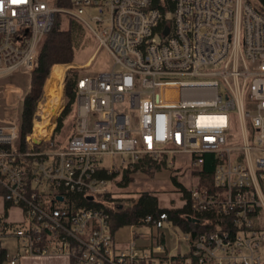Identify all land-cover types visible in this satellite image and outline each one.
<instances>
[{
    "label": "built area",
    "instance_id": "2783aa9c",
    "mask_svg": "<svg viewBox=\"0 0 264 264\" xmlns=\"http://www.w3.org/2000/svg\"><path fill=\"white\" fill-rule=\"evenodd\" d=\"M70 3L0 0V229L15 240L5 264L25 255H63L70 264H264V0ZM59 12L82 21L114 63L77 77L62 145L50 142L62 89L35 135L51 109L45 83L21 140L26 89L10 76L33 68ZM205 153L214 160L209 172ZM106 156L117 162L106 166ZM145 157L187 176L186 217L201 230L181 229L160 210L123 224L129 238L116 240L110 211L118 203H105L114 173Z\"/></svg>",
    "mask_w": 264,
    "mask_h": 264
},
{
    "label": "trees",
    "instance_id": "16d2710c",
    "mask_svg": "<svg viewBox=\"0 0 264 264\" xmlns=\"http://www.w3.org/2000/svg\"><path fill=\"white\" fill-rule=\"evenodd\" d=\"M167 2V0H164ZM54 4L59 7L69 8L70 0H54ZM153 4L161 6L162 0H153ZM167 4V3H166ZM74 57V35L73 26L62 28L59 22L54 20L51 29L46 32L35 52V60L33 68L29 71L26 83V90L21 100L20 113H19V132L20 139L23 140L25 135L31 131L32 113L36 106V102L40 99L43 93V84L45 83V92L51 80L53 71V63H67L71 62ZM52 66V67H51ZM79 68L72 67L67 71L64 80V108L56 119V125L52 131L50 142L53 145H62L71 132V120L73 117V110L75 106V86L78 77ZM51 73V74H50ZM50 75V76H49ZM49 142V141H48ZM204 169L209 172L213 167V157L211 153L204 155ZM163 163L151 160L149 157L141 159L139 162L133 164V167H124L122 170L123 183L132 180L129 176V171H136L141 167L142 171L148 175L153 176ZM117 173H114L116 175ZM173 185L183 193L184 203L180 207H158V199L148 193L142 192L130 205H122L119 203L115 210H111L112 224L114 227L123 225L136 220L137 217L143 216L148 213L157 214L160 210H165L168 213L169 219L177 224L181 229H192L193 231L201 230L202 227L199 223L189 220L186 215L189 214V204L187 190L182 184L171 176ZM6 259V249L0 246V264Z\"/></svg>",
    "mask_w": 264,
    "mask_h": 264
},
{
    "label": "rangeland",
    "instance_id": "374dc122",
    "mask_svg": "<svg viewBox=\"0 0 264 264\" xmlns=\"http://www.w3.org/2000/svg\"><path fill=\"white\" fill-rule=\"evenodd\" d=\"M54 20L59 22V26L62 28L73 26V35H74V57L71 62L67 63H53L61 64L67 66L66 70L69 68L76 67L79 68L78 76L81 74H98L102 72H108L111 70L114 58L112 55L103 47L98 48V44L94 34L84 25L82 21H80L77 17L69 14V13H55ZM93 54L91 61L87 67H83L82 64ZM78 65H81L80 67ZM51 66V67H52ZM55 66V65H54ZM65 71V70H64ZM67 71L63 75L65 77ZM27 72H20L11 75V79L14 82L25 86L28 79ZM51 74V73H50ZM50 76V75H49ZM64 77L62 80H64ZM48 79V77H47ZM46 79V80H47ZM11 81V80H10ZM46 83V82H45ZM53 83L50 80L48 87ZM54 84V83H53ZM52 84V85H53ZM62 81V91H64ZM44 85V84H43ZM50 86V88L52 87ZM45 87V85H44ZM45 89V88H44ZM48 89V88H47ZM50 90V89H49ZM48 93L49 91L46 90ZM55 90H51L49 95L52 96ZM46 95V94H45ZM55 102V100H52ZM51 102V101H49ZM65 102V98H64ZM51 104V103H50ZM49 109L47 107L45 110ZM52 109L48 110L45 115L51 114ZM54 111V110H53ZM47 114V115H48ZM187 157V156H186ZM186 157H184L186 159ZM112 160L117 162V158L110 159V157L106 156L103 159V163L108 166L112 163ZM119 172L117 173L116 179L113 182V193L111 199H105V203L109 207L115 206V203H120L122 205H130L136 200V195L138 192H148L154 195L161 206H169L172 208L179 207L182 201L180 193L176 191V187L173 185L171 176H174L172 167H170L166 162H163L159 168L154 171L153 176L148 175L146 172L142 171L141 167H138L136 171H129L128 174L132 177V180L127 183H123L121 174L123 167L119 166ZM176 180L182 182L183 184H187L189 180L186 175H176L174 176ZM137 191V192H136ZM116 203V204H117ZM162 230L166 231L168 234V247L170 248L173 245L174 236L169 233V226L165 224ZM177 231V229H175ZM1 242L3 244L12 242L13 239L10 237H1ZM116 240L126 241L129 238V228L127 225H120L118 229L115 231Z\"/></svg>",
    "mask_w": 264,
    "mask_h": 264
},
{
    "label": "bare ground",
    "instance_id": "6f19581e",
    "mask_svg": "<svg viewBox=\"0 0 264 264\" xmlns=\"http://www.w3.org/2000/svg\"><path fill=\"white\" fill-rule=\"evenodd\" d=\"M64 75V66L61 65V64H56L54 67H53V71H52V75H51V81H53V85L52 87L50 88V86L48 87V91L50 92L51 90H55L53 95L50 96L49 95V92L48 93H45L47 100L51 101V106L50 108L52 109V111H56L57 109V100L58 98L60 97V94H61V89H62V79H63V76ZM50 89V90H49ZM47 92V91H46ZM63 92V91H62ZM52 100H55V102H53ZM54 104H56V107L54 106ZM46 109V108H45ZM50 110V109H48ZM48 110H45L43 112L42 110V117H41V121L39 123L36 124L35 126V135H42L43 131H44V128L42 129V125H47L48 124V117L51 115V114H46L45 113L48 111ZM53 111V112H54ZM221 117L222 116H219V115H203V116H199V121L201 120H207V121H210V122H216L217 120H221ZM46 129V128H45Z\"/></svg>",
    "mask_w": 264,
    "mask_h": 264
},
{
    "label": "crops",
    "instance_id": "0c3cea01",
    "mask_svg": "<svg viewBox=\"0 0 264 264\" xmlns=\"http://www.w3.org/2000/svg\"><path fill=\"white\" fill-rule=\"evenodd\" d=\"M11 78V76H10ZM1 237H10L7 235V233H3V231L0 229V246H2L4 249H6V254L9 255L13 252L15 248V240L13 239V243L9 242L6 244H3L1 242ZM2 264H5V260ZM16 264H70L69 260L66 256L63 255H25L21 257Z\"/></svg>",
    "mask_w": 264,
    "mask_h": 264
},
{
    "label": "snow or ice",
    "instance_id": "6c2138e0",
    "mask_svg": "<svg viewBox=\"0 0 264 264\" xmlns=\"http://www.w3.org/2000/svg\"><path fill=\"white\" fill-rule=\"evenodd\" d=\"M19 2V0H12V3H18Z\"/></svg>",
    "mask_w": 264,
    "mask_h": 264
},
{
    "label": "water",
    "instance_id": "95a60500",
    "mask_svg": "<svg viewBox=\"0 0 264 264\" xmlns=\"http://www.w3.org/2000/svg\"><path fill=\"white\" fill-rule=\"evenodd\" d=\"M121 206V205H120Z\"/></svg>",
    "mask_w": 264,
    "mask_h": 264
}]
</instances>
